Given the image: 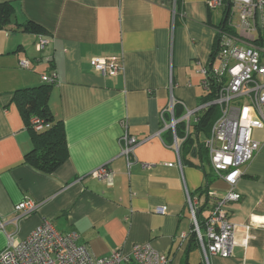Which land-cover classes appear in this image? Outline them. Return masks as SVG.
<instances>
[{
    "label": "crops",
    "instance_id": "obj_1",
    "mask_svg": "<svg viewBox=\"0 0 264 264\" xmlns=\"http://www.w3.org/2000/svg\"><path fill=\"white\" fill-rule=\"evenodd\" d=\"M206 1L0 0L14 8L0 29V222L6 223L0 253L7 235L23 241L50 221L61 234L77 232L78 244L98 258L150 245L170 264L204 262L192 240L186 191L203 205L208 179L198 157L176 151L161 114L170 124L172 99L184 116L207 95L199 71L217 64V31L228 10L210 11ZM29 22L47 34L26 30ZM40 36L51 41L43 54L36 50ZM112 57L124 65L123 74L103 76L91 65L94 58ZM23 60L30 69L20 68ZM52 71L58 80L48 106L64 125L69 157L48 175L24 162L33 145L14 95L49 85L42 78ZM126 132L139 141L129 158L120 146ZM254 137L261 151L242 167L241 198L224 207L238 226L236 239L247 235L248 245L236 246L229 258L211 256L210 264H264V226L253 224L264 219V131ZM100 167L113 174L112 185L92 176ZM228 189L216 177L209 192L221 197ZM26 200L37 203V211L14 222L15 207ZM212 202L209 197V209Z\"/></svg>",
    "mask_w": 264,
    "mask_h": 264
},
{
    "label": "built area",
    "instance_id": "obj_2",
    "mask_svg": "<svg viewBox=\"0 0 264 264\" xmlns=\"http://www.w3.org/2000/svg\"><path fill=\"white\" fill-rule=\"evenodd\" d=\"M210 11L225 7L224 0H207ZM227 25L218 29L215 66L202 68L199 73L204 77V87L210 93V80L216 84V98L210 103H203L194 111H186L181 119L174 117L175 101L172 99L169 113L172 122L167 124L164 112L161 114L163 130H171L174 136V148L179 151V140L176 127L185 122L187 127L197 124L203 111L210 106H218L220 117L215 122L211 136L206 142L211 168L216 177L223 180L229 189L225 195L218 197L212 192L208 196L213 199L210 214L206 218L204 228L198 219L200 200L186 191L187 206L190 212L193 233L196 235L205 264H210L211 256L232 257L238 245L247 247L249 237L242 241L236 239L238 226L229 220L224 207L240 200L236 192L238 181L242 177V167L251 162L261 151V143L254 137L256 131H264V0H229ZM176 15V9H173ZM238 20L237 30L233 21ZM48 37L40 36L36 50L43 54L50 48ZM42 58L36 59L41 62ZM92 67L103 76L116 77L124 73V65L116 57L94 58ZM27 60L20 62V68L30 69ZM46 83L55 84L57 74L44 76ZM33 128L39 132L47 128L44 121L33 119ZM139 141L128 132L120 139L121 153L125 157L134 152ZM92 176L112 185L113 174L106 168L96 169ZM39 205L31 200L21 202L15 207L18 214L14 222L34 214ZM158 213H165L158 208ZM4 222L0 228L5 231ZM254 225L264 226V219L254 220ZM252 225L245 226L249 231ZM8 245L0 253V264H170V260L155 251L150 245L134 247L131 255L121 251H113L109 256L95 257L87 246L78 244L80 235L77 232L59 233L52 222L44 221L23 241L7 235Z\"/></svg>",
    "mask_w": 264,
    "mask_h": 264
},
{
    "label": "trees",
    "instance_id": "obj_3",
    "mask_svg": "<svg viewBox=\"0 0 264 264\" xmlns=\"http://www.w3.org/2000/svg\"><path fill=\"white\" fill-rule=\"evenodd\" d=\"M224 2L227 11L229 8V0H224ZM13 13L14 8L11 4L5 3L0 5V29L9 25ZM226 25L227 21L223 23V27H226ZM26 30L39 35L47 34V31L32 22L27 24ZM53 86V83L49 85L44 84L40 87L17 91L14 95V101L21 111L33 145L32 150L25 155L24 162L35 170L48 175L54 174L69 157L64 125L62 122L54 119L48 106V99ZM210 87V93L204 98L203 103L205 104L212 102L216 98L217 89L213 79L210 80ZM182 116L181 110L176 105L174 107V117L179 120ZM219 117V107L210 106L203 111L199 122L197 124H192L189 129L185 122H180L176 127V135L180 141V151L187 155L198 157L202 163L201 168L205 171L206 178L208 179L207 186L201 193L206 194L207 197L198 211V219L202 228H204L206 218L209 216H204L203 212L209 209L208 194L210 185L216 180V175L211 168L206 142L210 138L212 128ZM35 118L44 121L49 126L37 132L31 123ZM207 167H209L212 172L207 171ZM196 198L200 199V197ZM192 234V240L195 246L199 247L197 237L193 233V228ZM182 264H190L188 258H186ZM200 264L205 263L202 262Z\"/></svg>",
    "mask_w": 264,
    "mask_h": 264
},
{
    "label": "rangeland",
    "instance_id": "obj_4",
    "mask_svg": "<svg viewBox=\"0 0 264 264\" xmlns=\"http://www.w3.org/2000/svg\"><path fill=\"white\" fill-rule=\"evenodd\" d=\"M237 25H238V20L235 18L234 21H233V27H234V30H237V29H236ZM197 255H198V253H197V254H196V253L194 254V257H193V261H194V262H196V260H197V258H198Z\"/></svg>",
    "mask_w": 264,
    "mask_h": 264
}]
</instances>
